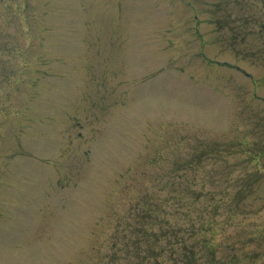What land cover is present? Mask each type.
<instances>
[{
    "label": "rangeland",
    "instance_id": "obj_1",
    "mask_svg": "<svg viewBox=\"0 0 264 264\" xmlns=\"http://www.w3.org/2000/svg\"><path fill=\"white\" fill-rule=\"evenodd\" d=\"M117 224V264H264V0H0V264Z\"/></svg>",
    "mask_w": 264,
    "mask_h": 264
},
{
    "label": "trees",
    "instance_id": "obj_2",
    "mask_svg": "<svg viewBox=\"0 0 264 264\" xmlns=\"http://www.w3.org/2000/svg\"><path fill=\"white\" fill-rule=\"evenodd\" d=\"M145 221H146V219H145ZM140 225L142 226L141 227L142 228V233L139 232V229H138L137 232H136V237L137 238L139 237L138 236V233H139V235L141 237L143 236V233H145L146 236H147L148 232H154L153 234L161 233V229H160L159 232H156V230L153 228L154 226H156V228L157 227H160L161 224H140ZM114 231L115 232H114L113 238L115 239V241L113 242L112 247L116 251L114 252V254L112 255V257L110 258L109 261L112 262V264H117L119 261H121V259L118 256V250L116 248L118 247V243H119V239H120L121 234H122L123 237H125L124 236V233L125 232H123V228H122V225L121 224H117L116 227H115V229H114ZM168 235H169V233H168ZM169 236H168V239H167L168 241H169ZM159 241L160 240H158V242ZM200 241L201 242L206 241V239L203 238L202 234H200ZM206 242H208V241H206ZM163 247H164L163 245H160L159 247H153V252L156 249H157V252H154V254H153V256H154L152 258V261L153 262L152 263H148V264H159V263H161V260L164 259V257H166V255L164 253L165 251L163 250ZM180 255L182 257L181 258L182 259L181 262H183V264H205V263H203L201 261V259H203V258L201 256L198 257V255L196 254L195 251H190V255L191 256L189 258L187 257V252L186 251L183 252ZM209 255H210V258L209 259L212 262V264H216L217 263V260H216L217 255H216L215 251H213V250L210 251ZM184 258H185V260H184ZM143 262H147V260H145Z\"/></svg>",
    "mask_w": 264,
    "mask_h": 264
}]
</instances>
